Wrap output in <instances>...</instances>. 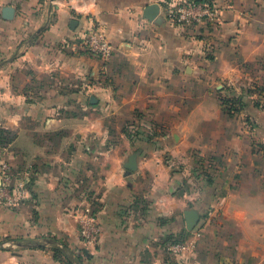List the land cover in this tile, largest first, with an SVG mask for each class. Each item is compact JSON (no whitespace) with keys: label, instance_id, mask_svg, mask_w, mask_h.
<instances>
[{"label":"crops","instance_id":"0c3cea01","mask_svg":"<svg viewBox=\"0 0 264 264\" xmlns=\"http://www.w3.org/2000/svg\"><path fill=\"white\" fill-rule=\"evenodd\" d=\"M161 1L0 0V161L31 188L0 200V264H264V0H210L219 21L196 38L144 16ZM92 25L107 61L66 45Z\"/></svg>","mask_w":264,"mask_h":264},{"label":"built area","instance_id":"2783aa9c","mask_svg":"<svg viewBox=\"0 0 264 264\" xmlns=\"http://www.w3.org/2000/svg\"><path fill=\"white\" fill-rule=\"evenodd\" d=\"M160 13L171 25L184 29L196 38L203 28L213 29L219 21L216 6L210 0H162L159 2ZM210 31V30H209ZM66 45L72 52L85 53L109 60L114 53V46L108 39L105 29L98 25L87 26L76 33ZM214 44L208 40L205 54H215ZM130 133L134 138L141 136L140 127L133 124ZM30 183L26 177L17 178L8 161H0V200L9 208L21 205L30 196ZM79 236L85 243L97 241L100 234V221L94 212L79 211L77 213ZM187 244L178 239L170 244V250L182 253Z\"/></svg>","mask_w":264,"mask_h":264},{"label":"water","instance_id":"95a60500","mask_svg":"<svg viewBox=\"0 0 264 264\" xmlns=\"http://www.w3.org/2000/svg\"><path fill=\"white\" fill-rule=\"evenodd\" d=\"M12 15L13 8L9 6L5 7L4 16L6 18H11ZM144 16L155 23H161L163 21L158 3H151L147 5L144 9ZM77 24L78 22L76 20L71 22V26L73 28H75ZM136 156V154L131 155L128 162L125 164V168L128 170V172H131L137 168ZM199 217V213L195 209H188L185 211L186 225L189 230H192L198 223Z\"/></svg>","mask_w":264,"mask_h":264},{"label":"trees","instance_id":"16d2710c","mask_svg":"<svg viewBox=\"0 0 264 264\" xmlns=\"http://www.w3.org/2000/svg\"><path fill=\"white\" fill-rule=\"evenodd\" d=\"M224 103L227 105L226 109L230 112V113H234L237 111V108L234 107V102H233V98H225L223 99ZM128 135L130 136V138L132 140H134V136L131 133H128ZM7 142H5V138L3 136V131L0 130V146L3 147L4 145H6ZM10 240H14L16 241V239H10ZM178 240V239H177ZM63 250H61L60 248H54V256L55 258H57L58 260H61L63 257Z\"/></svg>","mask_w":264,"mask_h":264},{"label":"rangeland","instance_id":"374dc122","mask_svg":"<svg viewBox=\"0 0 264 264\" xmlns=\"http://www.w3.org/2000/svg\"><path fill=\"white\" fill-rule=\"evenodd\" d=\"M209 37H211V35H209ZM133 125V123H128V125H127V134L128 133H130V128L129 127H131ZM208 163H206V165H207Z\"/></svg>","mask_w":264,"mask_h":264}]
</instances>
